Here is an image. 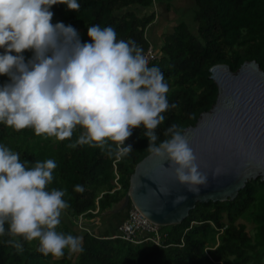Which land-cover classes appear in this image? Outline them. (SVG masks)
<instances>
[{"label": "trees", "instance_id": "1", "mask_svg": "<svg viewBox=\"0 0 264 264\" xmlns=\"http://www.w3.org/2000/svg\"><path fill=\"white\" fill-rule=\"evenodd\" d=\"M194 1L198 34L185 23L179 25L173 34L165 36L161 57L151 62L162 68L170 86L168 99L176 105L163 113L165 120L155 129L159 135L157 143L167 138L165 129L173 122L181 124L184 131L215 105L219 87L211 78L213 66L227 64L236 72L246 61L255 60L264 70V0ZM155 2L80 0L79 10L57 3L52 6L53 23L73 25L83 41L91 40L88 25H111L118 39L131 38L146 52V36L157 16L143 11L152 9ZM24 55L30 59L33 50H25ZM8 80L9 76L0 75V83ZM143 130V125L133 129L125 141L126 145H133V151L117 162L121 190H115L117 158L108 154L107 146H70L83 131L82 126H77L72 137L59 140L36 134L32 127L16 130L0 123V142L18 151L21 160L33 164L36 160L55 159L57 167L48 187L66 189L64 198L69 206L62 213L76 223L80 215L95 220L123 201L137 165L152 153L148 150L149 139L142 136ZM77 183L84 186L83 191L76 190ZM132 208L131 203L128 212ZM251 210L257 223L254 234L240 222ZM5 227H9L7 222ZM57 230L82 234L84 250L70 253L66 249L60 257L45 255L39 250L38 239L15 237L24 244L19 250L6 243L13 238L6 231L0 236V264H264V181H249L235 200L198 203L182 223L163 227L166 235L162 246L113 238L117 233L103 237L87 230L78 232L72 221L68 224L61 220Z\"/></svg>", "mask_w": 264, "mask_h": 264}, {"label": "clouds", "instance_id": "2", "mask_svg": "<svg viewBox=\"0 0 264 264\" xmlns=\"http://www.w3.org/2000/svg\"><path fill=\"white\" fill-rule=\"evenodd\" d=\"M57 3L81 8L80 0H0V75L10 77L0 83V123L16 130L32 127L59 140L82 126L71 147L107 146L117 159L133 151L125 141L143 125L148 150L170 161L177 180L199 193L208 174L200 170L183 126L173 122L165 129L167 138L157 143L155 129L165 120L163 113L176 107L160 65L150 64L135 40L118 39L111 25H88L91 40L83 41L73 25L53 23ZM25 50H33L28 60ZM56 167L53 158L34 164L21 160L18 151L0 142V236L7 231L13 237L6 243L23 250L15 237L38 239L39 250L56 257L66 249L84 250L82 234L57 230L69 204L66 189L48 187ZM75 188L84 190L79 183ZM186 199L179 194L174 203Z\"/></svg>", "mask_w": 264, "mask_h": 264}, {"label": "water", "instance_id": "3", "mask_svg": "<svg viewBox=\"0 0 264 264\" xmlns=\"http://www.w3.org/2000/svg\"><path fill=\"white\" fill-rule=\"evenodd\" d=\"M210 71L219 87L217 101L184 130L200 170L208 174L207 184L199 193L189 191L177 180L171 162L151 153L137 165L123 201L106 213L118 214L132 203L151 221L176 225L198 203L235 200L249 181H264V70L253 60L236 72L227 64ZM179 194L187 199L175 204Z\"/></svg>", "mask_w": 264, "mask_h": 264}, {"label": "crops", "instance_id": "4", "mask_svg": "<svg viewBox=\"0 0 264 264\" xmlns=\"http://www.w3.org/2000/svg\"><path fill=\"white\" fill-rule=\"evenodd\" d=\"M196 11L197 6L194 0H156L152 9L143 11V13L154 12L157 16L149 33L152 43L161 47L165 36L173 34L175 29L183 23L187 24L191 30L194 27H197L198 30V24L195 22ZM66 218V215H62L61 220L64 221ZM125 219L126 216L121 218L116 214H108L105 212L95 220H91L85 216L84 222L87 231L97 236L108 237L118 233ZM70 220L75 224V229L78 232L86 230L81 229L72 218Z\"/></svg>", "mask_w": 264, "mask_h": 264}, {"label": "built area", "instance_id": "5", "mask_svg": "<svg viewBox=\"0 0 264 264\" xmlns=\"http://www.w3.org/2000/svg\"><path fill=\"white\" fill-rule=\"evenodd\" d=\"M149 41V48L145 52L149 57V62L158 59L162 55V50L160 46H156L152 43L149 35L146 36ZM120 160L117 159L114 163V170L116 178L114 180L116 189L121 190L122 185L120 183V174L118 172L117 162ZM76 224L81 229H87L84 222V215H80ZM163 227L160 224H157L151 221L149 218L144 216L140 210L133 205V208L129 210L125 221L121 224L117 235L113 238H122L127 242L133 244H142L145 242H152L157 246H162L163 237L166 233L163 231Z\"/></svg>", "mask_w": 264, "mask_h": 264}, {"label": "rangeland", "instance_id": "6", "mask_svg": "<svg viewBox=\"0 0 264 264\" xmlns=\"http://www.w3.org/2000/svg\"><path fill=\"white\" fill-rule=\"evenodd\" d=\"M197 25V24H196ZM193 32L195 34H198V30H197V27H194L193 29ZM262 180V179H261ZM117 219H119L117 217ZM240 222L244 223L247 225V229L248 231L251 233V234H254L255 231H256V227H257V223L254 219V214H253V211L251 210L245 217H243Z\"/></svg>", "mask_w": 264, "mask_h": 264}, {"label": "flooded vegetation", "instance_id": "7", "mask_svg": "<svg viewBox=\"0 0 264 264\" xmlns=\"http://www.w3.org/2000/svg\"><path fill=\"white\" fill-rule=\"evenodd\" d=\"M127 212H128V208L123 210V211H121L120 213H118L116 215H118L119 217L123 218L124 216H126Z\"/></svg>", "mask_w": 264, "mask_h": 264}]
</instances>
